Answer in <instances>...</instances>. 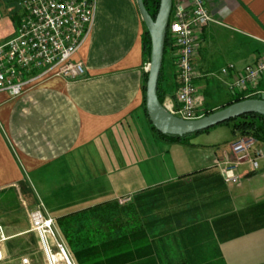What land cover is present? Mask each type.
<instances>
[{
	"label": "crops",
	"instance_id": "1",
	"mask_svg": "<svg viewBox=\"0 0 264 264\" xmlns=\"http://www.w3.org/2000/svg\"><path fill=\"white\" fill-rule=\"evenodd\" d=\"M206 1L214 20L201 35L195 60L203 113L236 93L238 71L225 75L223 67L235 63L241 68L264 53V0ZM144 32L136 0H97L91 31L74 55L86 68L84 78L49 77L16 98L0 92V224L11 236L0 264H22L23 257L47 264L31 230L36 209L61 229L72 214L148 189L190 183L189 190L175 189L159 200L174 201L184 192L211 195L156 216L158 231L191 225V231L181 228L157 237V253L168 258L167 264H203L205 259L208 264H264V156L256 172L244 165L243 178L226 183L215 161L228 143L211 149L197 137L187 144L155 133L143 109ZM178 86L169 50L161 80L165 100ZM258 88L264 91V77ZM106 236L113 237L76 233L81 239Z\"/></svg>",
	"mask_w": 264,
	"mask_h": 264
},
{
	"label": "built area",
	"instance_id": "2",
	"mask_svg": "<svg viewBox=\"0 0 264 264\" xmlns=\"http://www.w3.org/2000/svg\"><path fill=\"white\" fill-rule=\"evenodd\" d=\"M6 3L11 16H19V22L0 42V92L16 98L49 77L77 80L86 76L85 66L75 61L74 55L91 31L97 0H7ZM2 7L0 0V26ZM213 20L206 0H173L167 34L179 86L175 96L166 99L164 105L184 119L203 116L204 97L197 92L199 74L195 60L201 35ZM148 67L149 63L145 66L146 72ZM231 71H238L233 83L236 93L247 97L264 95L258 88L264 77V53L257 61L241 68L230 63L221 70L225 75ZM263 156L260 139L238 133L215 164L226 183H236L244 176L240 173L242 166L248 165L249 172H256ZM131 200V196H126L117 201L123 205ZM31 230L38 234L47 264H78L58 237L54 219L42 209L31 213ZM10 237L0 224V261L5 257L3 246ZM22 264L32 262L23 257Z\"/></svg>",
	"mask_w": 264,
	"mask_h": 264
},
{
	"label": "trees",
	"instance_id": "3",
	"mask_svg": "<svg viewBox=\"0 0 264 264\" xmlns=\"http://www.w3.org/2000/svg\"><path fill=\"white\" fill-rule=\"evenodd\" d=\"M144 2L149 13L155 19L159 12L161 0H144ZM169 47H170L169 35L167 34L166 42H165L164 61H163V66L161 69L159 84H158V95L162 103H164L166 94L163 92L161 88V80L164 70V62ZM151 48H152L151 36L145 25V32L143 34V49L146 55L147 63L150 62ZM147 79H148V72L145 71L143 74V92H144L143 109L146 115L148 116L146 109ZM259 97L261 96L251 95L247 97L243 94L235 93L230 101L223 104L218 109L224 108L235 101H240L245 98H259ZM218 109L207 110L203 113V115L210 114L211 112L216 111ZM149 121L155 133L160 138L170 142H183L187 144H192L190 143V139L193 136H196L203 132H207L211 128L215 127L213 126L209 129H205L197 133L179 136V135H169V134L161 133L153 126L150 119ZM220 124H229L232 128V132L234 135L237 133L252 134L256 136L258 139L264 141V115L258 113L242 114L240 116L231 118ZM190 186H192L191 183L189 184V186H183L184 188L180 184H170L168 186H165L164 188L161 187V188L148 189L136 194L135 202L137 208L140 210V214H139L140 217L135 218L132 222H128V224L120 230H115V231L113 230L112 232L105 231L103 233V234L112 233L113 237L111 239H109L107 236L105 239H101V240H93L88 237L86 239H80V240H78L77 238L78 243L82 245L81 250L79 252L77 251V253H79L78 254L79 264H100V262L102 261H107L109 263H111L110 261H113V264H125L126 263L125 259L130 260L131 264H167V262H169L168 258L164 257L163 255H159L157 253V249H156L158 243L157 237L163 236L167 232H174L176 230H180L181 228L190 229L191 225L188 223L182 225L180 224L175 226V228L173 227L172 229L166 228L163 229L162 231H158L156 216L150 217L147 215V213L153 209V205L157 203L159 200H161L164 197V195L170 192L173 194V190L175 189L176 190L184 189L187 191L190 189ZM111 204H118V201L107 203L105 205H102L101 207H105ZM98 208L99 207L72 214L70 217L64 219V225H67L72 221H79L81 218L83 219L84 216L89 215L90 213H95L96 211L100 212ZM142 216L144 218H147L144 220L143 223L141 222L140 219ZM85 220L88 219L85 218ZM161 240H163V237H161L160 241ZM110 247L112 248L111 250H109ZM140 250L143 251V254H140ZM202 262L203 264L210 263L208 259L207 260L205 259Z\"/></svg>",
	"mask_w": 264,
	"mask_h": 264
},
{
	"label": "water",
	"instance_id": "4",
	"mask_svg": "<svg viewBox=\"0 0 264 264\" xmlns=\"http://www.w3.org/2000/svg\"><path fill=\"white\" fill-rule=\"evenodd\" d=\"M142 19L151 36V56L146 83V109L153 126L164 134L187 135L209 129L231 118L247 113L264 115V95L245 98L196 119H184L171 113L159 99L158 84L164 61L167 28L173 0H161L159 12L154 19L144 0H136Z\"/></svg>",
	"mask_w": 264,
	"mask_h": 264
},
{
	"label": "rangeland",
	"instance_id": "5",
	"mask_svg": "<svg viewBox=\"0 0 264 264\" xmlns=\"http://www.w3.org/2000/svg\"><path fill=\"white\" fill-rule=\"evenodd\" d=\"M3 3L2 7V14L3 20L1 21L0 26V42L5 40L12 32L14 27L19 22V16H11L8 7H7V0H1ZM10 1V0H8ZM169 52V50H168ZM174 63V61H173ZM175 65V64H174ZM176 67V65H175ZM177 70V67H176ZM214 80L217 79V76L220 75H211ZM234 94V91H233ZM222 97V96H221ZM226 102V100H222L219 104ZM203 113V111H201ZM196 141L201 143L203 146H207L211 149L216 147V144H227L232 141L235 136L232 132V128L229 124H220L213 128H211L207 132H203L198 134ZM191 193V194H190ZM211 198L210 194H205L204 191L201 193L197 192H184L181 195L177 196L172 200L166 199L165 202H157L153 205V209L147 213L148 216H163L168 213H173L180 211L181 209H186L187 207H191L194 201H203L206 199ZM98 211L95 213H90L81 218L79 221H72L67 225H63L60 229L59 225L55 221V228L58 237L62 239L64 244L66 245L67 249L75 259V261L79 264L78 261V254L81 250L82 245L78 243V240L81 238L76 237V233L78 232H85V233H104L112 232L113 230H120L124 228L132 219L140 217V210L137 208L135 202V196L132 200L126 204H111L105 207H99ZM142 214V212H141ZM88 216V217H87ZM143 217V216H142ZM87 218L88 220H85ZM80 242V241H79ZM82 242V241H81ZM78 243V244H76ZM101 264H113L109 262L102 261Z\"/></svg>",
	"mask_w": 264,
	"mask_h": 264
}]
</instances>
